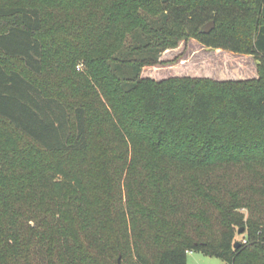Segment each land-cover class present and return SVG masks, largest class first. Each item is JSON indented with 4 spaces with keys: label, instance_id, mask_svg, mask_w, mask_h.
<instances>
[{
    "label": "trees",
    "instance_id": "obj_1",
    "mask_svg": "<svg viewBox=\"0 0 264 264\" xmlns=\"http://www.w3.org/2000/svg\"><path fill=\"white\" fill-rule=\"evenodd\" d=\"M19 1L0 3V199L11 190L14 204L31 206L8 219L0 209V264H15L19 239L20 264H188L193 250L264 264V0ZM145 13L166 20L156 28ZM140 31L154 41L135 50L193 35L254 55L259 77H136L128 86L109 60ZM47 51L67 76H42ZM82 57L94 83L74 69ZM122 61L137 72L157 62ZM91 144L108 175L95 195L93 169L82 174L59 155ZM130 150L139 179L127 178L123 194ZM229 162L239 166L207 173ZM236 227L246 233L238 247Z\"/></svg>",
    "mask_w": 264,
    "mask_h": 264
},
{
    "label": "rangeland",
    "instance_id": "obj_2",
    "mask_svg": "<svg viewBox=\"0 0 264 264\" xmlns=\"http://www.w3.org/2000/svg\"><path fill=\"white\" fill-rule=\"evenodd\" d=\"M13 3L20 2L19 0H9ZM7 0H0L1 2H9ZM149 22L152 23L153 27H160L166 20L165 13L161 14L157 17H151L147 13H145ZM152 41L147 34L143 31L130 34L126 40L125 46L123 49L118 52L116 56V60H109L111 63V67L118 72L124 79L127 81L125 84L130 86L132 84V80L136 77L142 78H152L155 80H163L170 77H182V76H190V77H208L216 80H239V79H252L259 77V69H258V60L254 55L235 53L222 48H213L208 47L201 43L196 37L193 35L184 37L180 39L177 45L168 47L166 49H144V50H135L137 47L141 45H145ZM154 41V39H153ZM152 41V42H153ZM64 45V44H63ZM135 48V49H134ZM53 52L47 51V57L49 60ZM62 56V55H61ZM58 59H62L66 61L65 57ZM57 57L52 60H56ZM143 58H151L156 60V63L146 64L141 67L140 71L137 72L138 66H127L122 60L125 59H143ZM122 59V60H121ZM7 66L11 69L16 68L20 71V60L18 59H10L9 63L7 62ZM68 64L62 63V65H58L56 62L47 65V69L45 74L42 76L50 77L49 82H53L54 79L64 78L70 72L68 69ZM74 69L76 72L81 73L85 79H90L94 83V77L90 72V64L87 62L85 57L79 58L78 61L74 64ZM50 74V76H49ZM41 76V77H42ZM52 85V83H51ZM64 87H69L68 83L65 82ZM100 126L96 123L91 126V132L93 133V140L97 136V132L99 131ZM17 136V135H15ZM94 145L91 144L89 147L83 151L75 152L69 151L60 153L59 155L68 163L72 164L75 168L79 169L82 174H85L87 170L93 169L94 175H97L96 181L89 182L87 174L86 181L88 185V192L90 195H95L101 192L100 185L102 182L107 181L108 175L106 174L107 167H104L103 159L97 155L96 150L94 149ZM132 159V150L129 152V158L127 163L124 166H120L119 168H125L124 173L119 176V182L123 184L122 191L123 194L127 193L126 181L127 178L133 179L135 181L137 175L129 174L128 168ZM111 160V159H110ZM109 160V161H110ZM134 161V160H133ZM109 167H112L108 165ZM224 166H230L232 169H235L239 166V164H231L224 163L223 165H219V167L207 173L215 174L218 169ZM14 170H18L20 172V166H14ZM97 171H99L97 173ZM99 174V175H98ZM187 174V173H186ZM11 190H5L2 193L3 197L0 199V209L3 210L5 216L8 218H14L17 214V211L20 209V206L25 207L27 209L30 208V204L21 203L20 201L14 204L13 196L10 194ZM104 195V193H103ZM6 196H10L6 197ZM1 197V196H0ZM13 201V202H12ZM247 213L246 209H242ZM30 224H34V221L30 220ZM242 228V227H240ZM236 227V237L235 240L245 243L246 242V233H239V229ZM144 230L141 239L139 240V244L146 246H151V241L149 239L148 230H150L149 223L142 227ZM14 249H18L15 255V264H20V239L18 241V248L13 247ZM188 264H229L227 261L216 257L203 253L202 251L193 250L188 252Z\"/></svg>",
    "mask_w": 264,
    "mask_h": 264
},
{
    "label": "water",
    "instance_id": "obj_3",
    "mask_svg": "<svg viewBox=\"0 0 264 264\" xmlns=\"http://www.w3.org/2000/svg\"><path fill=\"white\" fill-rule=\"evenodd\" d=\"M214 25H215V22L214 21L209 22L208 24H206L204 26V31L205 32H209L214 27ZM242 231H243V227L239 229V233H241ZM240 245H241V242L240 241H237L236 242V246L238 247Z\"/></svg>",
    "mask_w": 264,
    "mask_h": 264
}]
</instances>
